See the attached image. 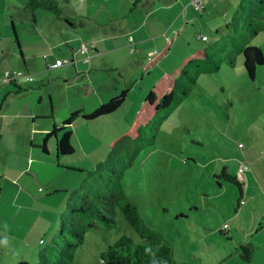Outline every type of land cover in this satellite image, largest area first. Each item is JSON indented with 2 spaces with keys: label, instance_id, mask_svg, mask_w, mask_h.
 I'll use <instances>...</instances> for the list:
<instances>
[{
  "label": "rangeland",
  "instance_id": "obj_1",
  "mask_svg": "<svg viewBox=\"0 0 264 264\" xmlns=\"http://www.w3.org/2000/svg\"><path fill=\"white\" fill-rule=\"evenodd\" d=\"M18 1L0 0V29L14 37L12 39L16 46L10 15L20 7ZM238 1L222 0L220 7L213 10L214 13L212 11V17L208 14L210 8L199 12L202 16L200 21L189 24V32L181 35L179 43L187 45L190 52L194 48L206 47L214 59L224 52L221 46L227 48L229 56L248 35L264 51V30L252 33L248 29L245 16L250 4L246 3V10L237 14ZM18 10L21 13V8ZM217 24L221 25L220 32H216ZM203 34L209 39H202ZM181 48V44L177 45L173 53ZM1 50L0 47V67L6 68L3 72L16 69L8 66L10 61L6 58V52L3 53L5 56H1ZM195 71L192 65L190 72ZM197 83L193 85L191 93L171 110L161 113L163 119L157 118L146 126L139 138H128L114 147L109 145L110 141L126 130L146 92L141 93L139 85H128L129 96L117 110L99 117L85 118L82 113L91 112L101 104L100 96L90 92L91 85L88 82L73 85L67 93L68 99L64 101L67 97L63 92L60 94L63 90L60 82L51 84V89L60 93L55 96L53 107L46 97L44 103L37 104L36 111L47 114V117H39L40 122L35 128L51 126L53 129L55 121L60 125L78 110L80 114L75 115L69 125L77 150L61 157V164L81 166L83 170L66 169L64 174L56 176L58 168L55 156V165L50 167L43 164V171L55 178L58 187L67 189L58 195L69 197L74 191L79 201L83 194L90 193L104 181V176L100 174L115 177V171L124 170L121 180L129 199L137 205L144 220L173 245L174 256L179 262L264 264V159L255 165L257 176L251 172L250 159L256 154L260 156V151L264 150V95L259 96L256 92L258 84L264 88V69L258 72L257 80L252 81L245 70L242 54L237 52L233 65L222 62L219 72L203 73L199 75ZM123 84L122 88L127 86ZM39 87H43V84ZM110 87L109 83L99 92L103 95ZM24 95L26 99L29 98V94ZM30 98L36 100L35 94H31ZM47 121L50 125L46 124ZM33 128V118L12 119L6 125L2 138L6 143L10 141L17 152L29 147ZM46 135L47 132L43 136ZM55 137L51 135L48 138L51 148H54ZM36 140L37 134L34 142ZM40 142L43 144L44 140ZM0 151L5 157L10 155L3 149ZM14 156H9L11 162ZM109 162L113 170L108 167L101 169L102 164ZM241 163L250 168L249 171V168L244 170L243 177L238 174ZM223 168L237 174L244 195H241L235 183L217 176ZM42 202L44 206L49 203L48 200ZM52 204L54 208L55 205L59 206L57 200H53ZM46 210L45 214L47 212L49 215H46L48 220L45 225L51 229L44 237L45 242L39 243L40 237L36 235V240L30 242L34 248L20 247L15 257H10L14 258L12 260L27 259L31 264H37L40 249L51 240L50 230L54 229V236L58 237L61 213L66 207H62L56 215L51 207ZM53 220L56 221L54 225ZM15 221L23 229L31 224L20 217ZM224 224H227L226 228H223ZM40 230L35 224L34 234ZM245 231L251 232L245 235ZM124 235L137 242L144 241L117 206L115 225L110 228L101 225L89 228L69 264H103L102 251ZM242 238L248 246H252L251 261L240 256L237 242ZM0 259V264H7L8 255H0Z\"/></svg>",
  "mask_w": 264,
  "mask_h": 264
},
{
  "label": "crops",
  "instance_id": "obj_2",
  "mask_svg": "<svg viewBox=\"0 0 264 264\" xmlns=\"http://www.w3.org/2000/svg\"><path fill=\"white\" fill-rule=\"evenodd\" d=\"M57 1L59 13L52 9L31 8L26 4L27 0L18 1L20 4L18 9L21 8L22 15L18 9L10 15L17 46L13 43L14 37L0 29L1 56H5L3 53L6 52V58L10 61L8 66L27 71L34 77L32 82L19 83H4L0 79V150L15 155L14 161L11 162L10 155L5 157L0 151V255H8L7 264L16 261L10 257H15L20 247L34 248L30 242L36 240V235L40 237L39 243L45 242L44 237L51 229L45 225L48 220L46 215H49L47 212H50L46 210L47 207H51L56 215L62 207L65 209L67 206L68 196L58 195L59 192L67 189L56 185L55 178L43 171V164L52 167L55 165L53 158L56 156L58 168L56 176L64 174L66 169L83 170L81 166L61 164V157L68 155L57 153V139L54 141V148L50 146V139L45 142L46 150L43 148L44 143L40 144L45 138L44 133L50 132L52 128L51 126L35 128L40 122L39 117L42 115L47 117V114H39L36 106L39 102L44 103L46 97L48 104L53 107L55 96L59 95L60 91L51 89V84L60 82L63 89L60 94L64 93L67 97L64 101L68 99L67 93L71 90L70 87L79 86L83 82L91 85L90 92L100 96L99 103L119 93L123 83L127 86L139 85L141 93H147L157 78L177 67L180 59L190 52L187 45L183 42L179 43L181 35L189 32V24L200 21L202 16L199 12L203 13L208 8H210L208 14L212 17L213 10L220 7L222 0H201L203 6L201 11L196 9L192 0ZM215 29L216 32H220L221 25L217 24ZM192 30L193 26H191ZM176 32L178 36L167 56L152 70L143 74L142 62L164 46ZM208 39L207 36L206 40ZM7 43L9 45L5 48ZM82 43L93 46L87 53H82ZM179 44L182 48L173 53L174 48ZM85 54L90 55L88 61L83 59ZM59 60L67 62L56 67L50 66ZM4 69L6 68L0 67V76ZM263 69L264 65L257 67L256 76L252 81L257 80L258 72H262ZM109 83L112 88L106 89V93L101 95L99 89ZM42 84L43 87L37 88ZM256 92L259 96L264 95V88L258 84ZM24 94H29V98L26 99ZM31 94H35L36 100L30 98ZM22 117L33 118L34 128L29 147L16 152L11 142L6 143L2 137L6 125L12 119ZM47 122L46 124L50 125ZM56 125H59L57 121L54 122V126ZM35 134L38 136L36 142H34ZM73 138L72 130L71 141L76 151ZM250 159L251 172L257 176L255 165L259 160L264 159V150L260 151V156L256 154ZM247 170L249 171L250 168ZM246 177L249 179L248 175ZM45 191L46 193H43ZM241 195H244L243 186ZM43 200H48L49 203L44 206ZM53 200H57L59 206L55 205L54 208ZM18 217L24 221L29 220L31 224L25 229L21 228L19 222L15 221ZM261 222L262 220L259 221L260 225ZM55 223L56 221L53 220L52 225ZM35 224L41 229L36 234H34ZM41 225L45 226L41 227ZM50 231L53 238L54 229ZM249 232L251 231H245V235ZM246 243L242 238L237 245Z\"/></svg>",
  "mask_w": 264,
  "mask_h": 264
},
{
  "label": "trees",
  "instance_id": "obj_3",
  "mask_svg": "<svg viewBox=\"0 0 264 264\" xmlns=\"http://www.w3.org/2000/svg\"><path fill=\"white\" fill-rule=\"evenodd\" d=\"M27 2L31 8L52 9L59 13L57 0H27ZM246 3L250 4L245 16L248 29L252 33L264 30V0H239L237 14L246 10ZM177 36L178 33H174L164 46L142 62L143 74L152 70L167 56ZM221 47L224 52L221 53L222 55L219 54V58L214 59L206 47L194 48L180 59L177 67L157 78L139 103L126 130L117 134L109 145L114 147L120 141L139 138L146 126L157 118L158 120L163 119L161 114L163 111L171 110L175 104L191 93L193 85L197 84L199 75L218 72L222 62L227 61L228 64L233 65L237 52L242 54L245 70L251 79L255 78L257 67L264 65L263 49L252 43L248 35L245 41L238 46L236 53L229 55L230 58H228L227 48ZM86 55L88 54H85L83 58ZM192 65L196 68L194 73L190 72ZM129 88V86L122 88L119 93L111 96L93 111L82 113L83 117H99L117 110L128 96ZM79 114L80 112L76 110L62 124L54 126L44 138L43 148L46 150V140L51 135H56L57 153L59 155L74 153L75 147L71 142L72 129L69 125L73 117ZM105 167L113 170L110 162L102 164L101 169ZM115 172L117 174L115 177L110 174L106 176L100 174L104 176V181L90 193L83 194L79 201L74 191L69 195L66 210L61 213L58 237L54 236L40 249L37 264H69L74 258L75 249L83 242L89 228L100 225L110 228L115 225L117 206L121 208L126 220L144 241L137 242L130 236H121L102 251L103 264H184L175 258L173 245L144 220L137 205L129 199L121 180L124 170ZM219 176L235 183L242 193V182L239 181L237 175L223 168ZM252 250V246L241 244L240 256L250 261ZM11 264H31V262L27 259H20Z\"/></svg>",
  "mask_w": 264,
  "mask_h": 264
},
{
  "label": "built area",
  "instance_id": "obj_4",
  "mask_svg": "<svg viewBox=\"0 0 264 264\" xmlns=\"http://www.w3.org/2000/svg\"><path fill=\"white\" fill-rule=\"evenodd\" d=\"M191 2L194 4V6L196 7L197 10H199V11L202 10L203 6L201 4V0H192ZM202 39L206 40L207 36L206 35H202ZM91 46H93V44L91 45L89 43H82L81 44V52L87 53ZM83 59L88 61L89 60V55H86ZM65 62H67V61L59 60V61H57L55 63H52L50 66L51 67H56V66L62 65ZM0 79L4 83H19L20 81L32 82L34 80V77L29 72H25L23 70L14 69V70H5L1 74ZM246 168H247V165L245 163H241L239 165L238 174H239L240 177H243V172H244V170ZM226 226H227V224H224L223 228H226Z\"/></svg>",
  "mask_w": 264,
  "mask_h": 264
}]
</instances>
